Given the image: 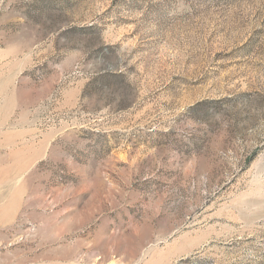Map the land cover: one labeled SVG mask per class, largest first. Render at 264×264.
<instances>
[{
    "label": "rangeland",
    "instance_id": "obj_1",
    "mask_svg": "<svg viewBox=\"0 0 264 264\" xmlns=\"http://www.w3.org/2000/svg\"><path fill=\"white\" fill-rule=\"evenodd\" d=\"M0 264H264V0H0Z\"/></svg>",
    "mask_w": 264,
    "mask_h": 264
},
{
    "label": "crops",
    "instance_id": "obj_2",
    "mask_svg": "<svg viewBox=\"0 0 264 264\" xmlns=\"http://www.w3.org/2000/svg\"><path fill=\"white\" fill-rule=\"evenodd\" d=\"M116 257V256H115ZM119 259H121V258H119Z\"/></svg>",
    "mask_w": 264,
    "mask_h": 264
}]
</instances>
